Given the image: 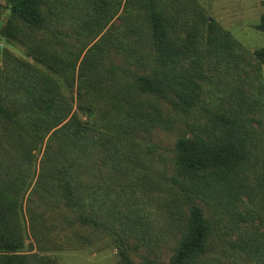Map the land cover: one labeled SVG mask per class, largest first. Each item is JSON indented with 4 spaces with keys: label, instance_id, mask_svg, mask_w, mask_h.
Wrapping results in <instances>:
<instances>
[{
    "label": "rangeland",
    "instance_id": "1",
    "mask_svg": "<svg viewBox=\"0 0 264 264\" xmlns=\"http://www.w3.org/2000/svg\"><path fill=\"white\" fill-rule=\"evenodd\" d=\"M161 1L165 4L161 10L170 12L174 34L185 35V27L205 16L223 29L218 31L220 35L226 33L240 44L230 60L220 57L217 65L203 70L206 79H202L200 106L221 104L240 90L258 96L261 88L264 97V63L253 54L264 46V31L258 28L264 0ZM53 2L55 6L43 5V9L52 17L50 21L47 16V21L52 25L59 21L60 25L49 30L13 18L7 0H0V98L10 109H28L24 100L33 82L28 76L36 70L37 81L42 74L53 79L55 89L51 94L63 97L69 108L65 120L36 145L20 142L19 137L25 134L20 135L14 122L0 118V179L5 176L17 181L13 189L19 195L24 250L37 259L50 255L59 264H140L145 257L168 263L184 229L190 203L187 194L191 192L179 184L173 164L178 132L187 130L183 122L176 119L172 130L167 125L165 129L142 132L123 146L117 145L116 150L113 148V154L105 147L80 153L76 186L87 218L66 207L58 199V191L49 186L50 181H55V169L52 159L45 157L47 142L52 140L51 148L59 143L55 135L49 139L50 134L73 116L88 125L93 134L99 133L102 142L113 133L112 122L127 109L122 96L125 92L114 94L116 86L121 84L129 91L134 88L135 96L138 90L132 79L108 65V61L120 63L117 59L126 56V52H121L119 44L130 46V23L124 16L134 17L131 22L143 27L141 39L149 38L146 18L139 19L141 13L137 15V9L127 12V0H110L106 14L97 22L91 18L95 11L88 10L91 5L84 6V0ZM111 30V37H116L119 44L108 43L111 55L107 52L104 56L94 47L98 42L105 47V32ZM224 46V42L214 43L212 48ZM90 48L100 55L98 67L105 72L100 81L79 74ZM238 61L240 65L236 66ZM200 106H196L198 112ZM258 112L264 119V104ZM23 124L33 131L28 117ZM253 124L258 127L256 122ZM249 146V160L241 172L251 186L238 201L245 218L232 216L235 206L225 196L220 202L212 200L204 205L208 216L220 219V228L208 239L197 264H264V256L247 248L256 239H240L246 228L256 225L264 230V133H256ZM26 148L29 158L23 155ZM24 169L26 173L21 178ZM258 245L259 242L255 246L261 249Z\"/></svg>",
    "mask_w": 264,
    "mask_h": 264
},
{
    "label": "trees",
    "instance_id": "2",
    "mask_svg": "<svg viewBox=\"0 0 264 264\" xmlns=\"http://www.w3.org/2000/svg\"><path fill=\"white\" fill-rule=\"evenodd\" d=\"M109 2L110 0H84V6L91 5L88 10L95 11L91 18L97 22L106 14ZM7 3L12 17L19 18L26 24L49 30L60 25L59 21L52 25L50 13L46 15L43 9V5H51V8L52 5L55 6L53 0H7ZM164 5L161 0H127V12L137 9V15L141 13L139 19L146 18L149 38L146 36L141 39L139 35L143 27L131 22L134 17L129 19L124 16L130 23V46L122 47L116 37H111V33H114L111 30L105 32V47L103 42H98L94 47L105 53V56L109 52L108 43L119 44L121 52H126V56L117 59L120 63L110 59L108 65L132 79V84L134 82V87L138 90L135 96L134 88L129 91L121 84L116 86L114 94L122 90L125 92L121 93L127 109L112 122L113 133L107 136V141L102 142L103 137L99 133L93 134L88 125L73 116L50 134L49 139L55 135L59 143L56 148H51L52 140H49L45 157L52 159L55 169V181H50L49 186L58 191L56 195L66 207L87 218L88 214L76 186L79 154L101 147L113 154V148L116 150L117 145L123 146L125 141L134 140L142 132L150 133L154 128L165 129L167 125L172 130V124L179 119L187 130L180 129L178 132L173 148V164L180 177L179 184L191 192L187 194L190 201L189 212L168 263L145 257L140 264H197V259L206 250L208 239L215 229L220 228V219L215 215L213 218L208 216L204 205H209L212 200L220 202L225 196L236 207L233 208L232 216L236 215L240 220L245 218L238 208V201L242 199V195H247L251 184L241 169L249 160V144H252L254 136L256 133H264V119L258 112L264 104V97L261 88L258 89L259 97L240 90L221 104L200 106L202 79H206L203 70L217 65L220 57L230 60L240 44L226 33L220 35L218 31L223 29L219 28L215 20H208L205 16L194 20L190 27H185V35L174 34L172 31L175 26L172 27L171 17L168 16L170 12L167 9L166 13L161 10ZM47 16H50V21H47ZM258 28L264 31V14ZM223 42L224 47L212 48L214 43L221 45ZM89 50L87 58L79 67V74L91 81L96 77L100 81L105 73L98 67L100 55H95L91 48ZM109 54L111 55V51ZM253 54L258 61L264 63V46L256 49ZM230 64L235 66L233 62L228 65ZM239 65L240 61L236 66ZM32 71L28 78L33 82L28 87V96L24 100L28 109H10L4 99L0 98V118L12 121L20 128V135L25 134L19 137L20 142L27 146L36 145L44 135L61 124L69 112L65 99L51 94L55 89L53 79L42 74L37 81L38 72ZM197 105L202 107L199 112ZM27 117L33 131L24 127L23 119ZM202 121L203 123L196 124ZM254 122L258 127L254 126ZM23 155L29 158L30 151L26 148ZM23 155L21 157L20 154V157L24 158ZM25 173L26 169L20 172L21 178H24ZM15 184L17 181H13L12 177L3 176L0 179V264H59L50 255L37 259L33 253L28 254L24 250L23 227L18 209L19 195L13 189ZM94 223L97 224V219H94ZM259 228L256 225L252 229L246 228L240 239H256L247 248L264 256V230ZM258 242L261 249L255 246Z\"/></svg>",
    "mask_w": 264,
    "mask_h": 264
}]
</instances>
